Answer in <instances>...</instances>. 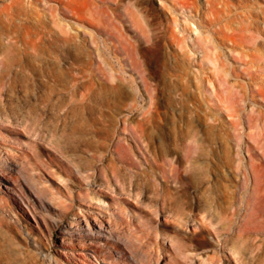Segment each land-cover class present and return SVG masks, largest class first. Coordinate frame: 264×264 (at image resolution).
Wrapping results in <instances>:
<instances>
[{
  "label": "rangeland",
  "instance_id": "rangeland-1",
  "mask_svg": "<svg viewBox=\"0 0 264 264\" xmlns=\"http://www.w3.org/2000/svg\"><path fill=\"white\" fill-rule=\"evenodd\" d=\"M181 1L0 0V47L24 51L0 89V165L46 233L0 184V264H264V0H228L235 43ZM83 238L105 243L63 256Z\"/></svg>",
  "mask_w": 264,
  "mask_h": 264
},
{
  "label": "bare ground",
  "instance_id": "bare-ground-1",
  "mask_svg": "<svg viewBox=\"0 0 264 264\" xmlns=\"http://www.w3.org/2000/svg\"><path fill=\"white\" fill-rule=\"evenodd\" d=\"M189 1L190 0H182L181 1L182 7L185 8V9H191V10H192L193 7L197 8L193 0H192V2H189ZM67 4H62V10H63V8H65V10H67L66 9V8H68ZM201 5H202V7L201 8L199 7V12L197 11L198 15H199V22H198L199 26L201 27V24L202 25L204 24V25L207 26L206 28H208V27L211 28L212 27V31L217 33V35L221 34V42L224 39L225 40L230 39L232 42H234L233 39H236V38H233V35H231V34H227V30L229 29V27H228L229 25L227 26L228 22L226 23V21L225 22L223 21L224 23H222V20H226V17H231V16L226 15V13H225L226 11H228L227 8H230V7H228V5H230V4H228V0H204L203 4H201ZM195 11H196V9H195ZM227 13H229V11ZM231 21L232 20H230L229 22H231ZM63 26H64V24H63ZM197 27L195 28L196 30H198ZM231 27H233V26H231ZM210 28H209V30H210ZM61 30H62V28H61ZM209 30L208 29H206V30H200L199 29V31H198L199 32V35H198L199 43L198 44L200 45V47L202 49L201 50L202 51L201 60L202 61L204 60V61L212 64L214 66V68L218 70L217 62L220 59V55L217 56L215 54L214 56H212V51H213V49H215L218 41L215 42L216 38H215L214 35L210 34ZM64 32L66 33V31H64ZM228 33H230V32H228ZM231 33L233 34L234 32H231ZM234 37H236V36L234 35ZM17 46H19V45H17ZM17 46L12 44V45H9L7 47H0V89L7 88L8 86H10L12 84L13 79L10 77V73L12 75H13V73H15V75H16V73H18L16 67L19 66V64L21 63V58L19 57V55L21 53H24V51H21V49L19 47H17ZM20 47H22V46L20 45ZM24 48L26 49V47H24ZM133 90L136 93H139V89L137 87H134ZM153 106L154 105H153L152 102H147L145 104H141L140 109H142V110L143 109H150ZM254 168H256V167H253V164H252V169L254 170ZM246 176H244V177L246 178ZM180 179L182 180L181 176H180ZM0 184H3V187H5L6 192L8 194H10L11 200L13 202L16 201V197L14 196L15 187L17 186L20 189L21 193L20 192L19 193L22 194V196L25 198V201H26L27 205L30 206L32 211L29 209V212H31V214H32V219H33L35 225L40 229V226H38L39 223L36 221V219L34 217L35 216L34 214L39 212L37 210V207H36L35 203L31 199V197L28 194L25 193V190H23V187L20 184V182L18 181V179L15 176H12L10 174V171H8V169L6 168V166H4V164L0 165ZM11 200L10 199H6V198H4V197H2L0 195V221H3V219H4L3 217L4 216H1V215H3L2 213L4 212V209H7V210L9 209V203H11ZM17 206H18V204H17ZM18 208H19V211L22 212V208L20 206H18ZM47 213L50 214L49 210H47ZM52 220H54V219H52ZM42 221H43V223L45 225L47 235H48V237H50L51 236V229L50 228L52 227L51 226L52 221L48 220L45 217L42 218ZM183 223H185V225H187L188 223H193V225H195L194 224V220H189V219L188 220H184ZM235 225H236V235L235 236H237V238L242 240V241L245 240L244 238H247L245 236L246 235V229H245V227H243L242 221L238 220ZM91 230H93L94 232H100L99 229H91ZM40 231L43 234V236H45L46 233L44 234V231L42 229H40ZM110 235L113 236L112 233H110ZM60 236H61V239L64 242H67V243H73L74 242V238H73L72 235L68 236V235L62 233ZM79 242L84 244V249L78 250V252H77V251H73V246H71V245L70 246H65L63 249H60V251L63 253V256L66 257V256H69V255L73 256V255H77V254H79V255L83 254L84 255L85 251L83 252V250H85V249L93 250L95 252V250L93 248V246L95 244H100V243L104 244L105 243L102 238H83ZM231 250H232L233 253L236 252L235 249L231 248ZM47 262L49 264H51V263H53V264H61V263H59V261L57 259H52V258H48ZM97 262H99L98 261V257H97ZM157 262L158 261H156V264H157ZM103 264H124V261L123 260L121 261L119 259V260L108 261L107 263H103Z\"/></svg>",
  "mask_w": 264,
  "mask_h": 264
}]
</instances>
